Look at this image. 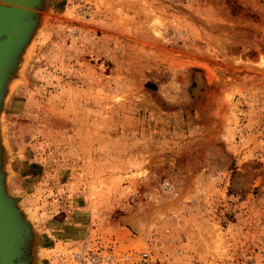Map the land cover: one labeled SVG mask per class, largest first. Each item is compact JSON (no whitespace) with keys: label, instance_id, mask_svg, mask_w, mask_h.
<instances>
[{"label":"rangeland","instance_id":"1","mask_svg":"<svg viewBox=\"0 0 264 264\" xmlns=\"http://www.w3.org/2000/svg\"><path fill=\"white\" fill-rule=\"evenodd\" d=\"M20 58L0 153L31 264H264V0H44Z\"/></svg>","mask_w":264,"mask_h":264},{"label":"water","instance_id":"2","mask_svg":"<svg viewBox=\"0 0 264 264\" xmlns=\"http://www.w3.org/2000/svg\"><path fill=\"white\" fill-rule=\"evenodd\" d=\"M43 4L44 0H0V110L7 83L18 70ZM0 167V264H31L33 235L17 200L6 193L1 153Z\"/></svg>","mask_w":264,"mask_h":264},{"label":"built area","instance_id":"3","mask_svg":"<svg viewBox=\"0 0 264 264\" xmlns=\"http://www.w3.org/2000/svg\"><path fill=\"white\" fill-rule=\"evenodd\" d=\"M148 257V254L145 252L140 253V260H144ZM82 264H107L104 257L100 254L87 255L85 258H82ZM116 264H134L133 258L129 253L123 252L119 254L116 259Z\"/></svg>","mask_w":264,"mask_h":264},{"label":"bare ground","instance_id":"4","mask_svg":"<svg viewBox=\"0 0 264 264\" xmlns=\"http://www.w3.org/2000/svg\"><path fill=\"white\" fill-rule=\"evenodd\" d=\"M22 54H23V53H22ZM21 56H22V55H21ZM20 60H22V59L20 58ZM12 64H13V63L11 62L10 65H9L8 67H10ZM21 64H22V63H21ZM19 69H20V66H19ZM8 70H9V69H8ZM7 73H8V71H7ZM7 73H6V74H7ZM18 73H19V72H18ZM13 74H14V73H13ZM12 79H13V78H12ZM12 79H10V80L8 81L7 86L11 84V80H12ZM5 94H6V93H5ZM0 171H1V167H0ZM5 183H6V182H5Z\"/></svg>","mask_w":264,"mask_h":264}]
</instances>
